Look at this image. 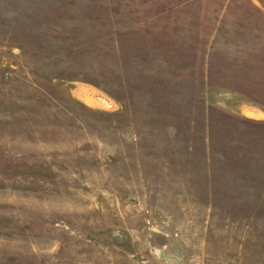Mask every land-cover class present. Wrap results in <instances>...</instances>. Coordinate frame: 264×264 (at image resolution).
<instances>
[{
	"label": "rangeland",
	"instance_id": "rangeland-1",
	"mask_svg": "<svg viewBox=\"0 0 264 264\" xmlns=\"http://www.w3.org/2000/svg\"><path fill=\"white\" fill-rule=\"evenodd\" d=\"M0 264H264V0H0Z\"/></svg>",
	"mask_w": 264,
	"mask_h": 264
}]
</instances>
